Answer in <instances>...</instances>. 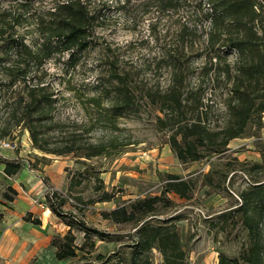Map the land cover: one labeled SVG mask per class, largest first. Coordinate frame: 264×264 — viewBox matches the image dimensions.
Returning a JSON list of instances; mask_svg holds the SVG:
<instances>
[{"label": "rangeland", "instance_id": "rangeland-1", "mask_svg": "<svg viewBox=\"0 0 264 264\" xmlns=\"http://www.w3.org/2000/svg\"><path fill=\"white\" fill-rule=\"evenodd\" d=\"M68 1L34 0L32 4H23L0 0V46L5 39L18 36L36 51L50 30L55 7ZM79 1L94 16L88 38L90 46L78 52L76 64L67 61L66 52L54 54L39 66L30 63L28 77L30 83L41 80L48 85L57 99L53 115L62 125L58 131L49 133V149H58L71 135H76L83 144L108 145L105 153L86 158L81 156L85 148L83 152L67 155L33 148L28 130L7 118L8 111L14 107L11 100L23 84L18 82L7 87V64L0 65V135L3 129H8V134L0 136V142L13 146L0 147V160H4L1 153L9 150L26 153L23 158L27 163H22L34 170L39 163H65L59 180L65 186L56 190L59 196L54 200L65 219L50 209L46 194L54 187L44 171L38 173L41 183L34 194L54 214L50 244L40 252L45 262L38 264H134L130 252L137 239L135 224L114 222L103 212L154 195H159L160 200L145 220L158 224L163 219L179 217L174 222L185 250V264H217L220 254L245 264L241 255L250 246L249 234L240 214L230 209L241 202V191L255 180L264 182V113L261 123L252 120L244 136L230 140L224 151L183 163L170 148L172 131L157 120L163 113L154 103L143 100L136 113L120 116L114 125L92 127L88 122L91 111L87 110L82 96L92 93L93 85L114 63L133 69L145 84L160 89L167 87L171 78L164 52L181 53L192 70H199L204 63L208 0ZM259 1L264 4V0ZM192 27L195 31L190 34ZM184 31V37L179 36ZM234 57L231 53L229 59ZM196 83L192 78L187 87H195ZM71 88L76 89L78 97L72 94ZM205 92L203 104L208 107L210 126L218 128L225 118L227 86L220 82L215 87H206ZM255 163L260 165L256 170L252 166ZM170 174L190 182L187 197L173 192L162 194ZM72 176L73 186L69 187ZM103 189L112 193L110 201H97ZM24 190L22 186L21 191ZM6 193L15 196L10 191ZM58 197L63 201L60 205ZM69 220L73 222L71 233L76 255L60 260L55 257L54 244L62 243L69 229L65 221ZM82 225L106 237L100 239L91 234L86 238ZM36 257L41 259L40 255ZM141 257L143 261L135 260V264H163L156 248Z\"/></svg>", "mask_w": 264, "mask_h": 264}, {"label": "trees", "instance_id": "trees-1", "mask_svg": "<svg viewBox=\"0 0 264 264\" xmlns=\"http://www.w3.org/2000/svg\"><path fill=\"white\" fill-rule=\"evenodd\" d=\"M7 1L32 4L34 0ZM206 10L204 20L208 22V30L204 63L199 70H192L181 53L164 52L163 58L169 64L171 78L167 87L160 89L159 86L145 84L133 69L121 68L114 63L99 77L90 95L82 94L87 110L91 111L88 112L89 126H112L120 116L136 113L141 101L154 103L158 106L157 110L163 113L162 117L157 116V120L172 131L169 135L170 148L184 163L224 151L230 140L244 136L252 120L256 119L261 123L264 113V4L259 0H208ZM54 11L51 21L53 23L46 39L36 51L18 36L5 39L0 46L3 54L0 65L7 64L6 86L12 87L18 82L23 84L19 93L11 100L14 107L8 111L7 118L14 125L26 128L31 146L44 153L67 155L75 151L83 152L82 148H85L86 151L81 156H98L106 152L108 145L83 144L76 135H71L58 149H49L47 146L49 133L58 131L62 125L53 115L57 99L49 86L41 80L36 83L29 82V65L35 63L39 66L54 54L65 52L68 55L67 61L76 64L79 60L78 52L90 46V24L94 19L79 0L58 4ZM192 31H195L193 27L190 34ZM185 34L186 31L179 36L184 37ZM231 53L235 57L230 60ZM11 62L15 64L11 65ZM192 78L197 83L195 87L189 88L187 84ZM220 82L227 86L225 118L223 125L213 128L208 120V107L203 104V95L206 94V87H215ZM69 90L78 97L76 89ZM6 134L7 128L3 129L0 136ZM262 155L264 157L263 153ZM0 163L4 164L3 171L8 176L16 174L22 168V163L18 160L4 159ZM258 164L252 165L255 170L260 167ZM71 186L73 176L70 178L69 187ZM8 190L16 194L11 187ZM9 191L6 190L3 196L12 201L13 197L6 193ZM190 191V182L170 174L162 194L173 192L180 197H187ZM56 195L59 196L56 190L51 197L46 194V202L55 215L65 219L54 203ZM239 196L241 202L230 211L240 214L249 234L250 246L241 256L245 264H263L264 182L255 180ZM112 197L111 192L103 189L97 201H110ZM159 200V195L137 199L129 205L103 212V215L117 223L132 221L135 224L137 239L131 245L130 252L134 264L135 260L143 261L142 254L152 248L160 252L163 264H185V250L174 222L179 217L172 216L158 224L145 220L148 214L154 212L155 204ZM58 201L59 205L63 202L60 197ZM23 220L33 224L41 223L31 213H27ZM65 224L69 229L63 236L62 243L54 244L55 257L60 260L76 255L74 236L71 233L73 222L69 220ZM81 230L86 238L91 234L100 239L106 237L104 233L84 225ZM238 262L237 259H229L220 254L217 264H239Z\"/></svg>", "mask_w": 264, "mask_h": 264}, {"label": "crops", "instance_id": "crops-1", "mask_svg": "<svg viewBox=\"0 0 264 264\" xmlns=\"http://www.w3.org/2000/svg\"><path fill=\"white\" fill-rule=\"evenodd\" d=\"M6 160H18L27 163L23 158V151L1 153ZM65 163L51 162L38 164V168L31 169L22 163V168L14 175L4 173V164L0 163V264H38L45 262L40 253L50 244L54 227V219L42 198L37 197L36 190L41 183L39 172L49 178L56 190L65 186L60 183ZM60 180V181H59ZM22 186L26 190L21 191ZM11 187L16 191L12 201H7L3 193ZM40 219V224H33L23 220L25 214ZM55 225V224H54ZM41 259H37L39 256Z\"/></svg>", "mask_w": 264, "mask_h": 264}, {"label": "built area", "instance_id": "built-area-1", "mask_svg": "<svg viewBox=\"0 0 264 264\" xmlns=\"http://www.w3.org/2000/svg\"><path fill=\"white\" fill-rule=\"evenodd\" d=\"M0 147L13 148V146L9 142H6V141L0 142ZM54 190H56V189L55 188H51V189L48 190L47 193L49 194L50 197H51V195H52V193H53Z\"/></svg>", "mask_w": 264, "mask_h": 264}]
</instances>
